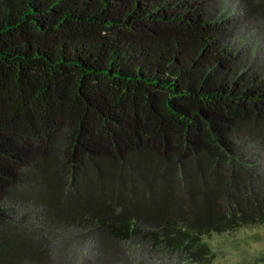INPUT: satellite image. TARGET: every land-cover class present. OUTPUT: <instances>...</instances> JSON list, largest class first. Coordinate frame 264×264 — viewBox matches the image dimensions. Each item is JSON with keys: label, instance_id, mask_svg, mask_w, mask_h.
Here are the masks:
<instances>
[{"label": "trees", "instance_id": "obj_1", "mask_svg": "<svg viewBox=\"0 0 264 264\" xmlns=\"http://www.w3.org/2000/svg\"><path fill=\"white\" fill-rule=\"evenodd\" d=\"M210 1L0 0V264L72 225L138 256L107 263L209 264L264 223V68Z\"/></svg>", "mask_w": 264, "mask_h": 264}, {"label": "rangeland", "instance_id": "obj_2", "mask_svg": "<svg viewBox=\"0 0 264 264\" xmlns=\"http://www.w3.org/2000/svg\"><path fill=\"white\" fill-rule=\"evenodd\" d=\"M210 4L217 14L232 20L231 46L264 68V23L252 19L241 24L239 0H211ZM51 239L46 244V264H95L96 254H100V261L104 263L111 259L127 262L138 258L133 251H122L117 257L99 251L96 234L89 232L85 225L62 228L61 232H54ZM205 239L211 248L209 264H264V223L241 225L221 233L211 232ZM141 261L144 264H172V256H142ZM30 264L42 262L38 259Z\"/></svg>", "mask_w": 264, "mask_h": 264}]
</instances>
